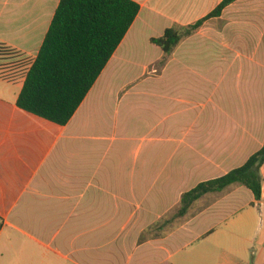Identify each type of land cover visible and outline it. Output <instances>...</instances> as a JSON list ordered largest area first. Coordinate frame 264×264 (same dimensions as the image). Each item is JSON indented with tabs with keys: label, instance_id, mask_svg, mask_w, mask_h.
<instances>
[{
	"label": "crops",
	"instance_id": "obj_1",
	"mask_svg": "<svg viewBox=\"0 0 264 264\" xmlns=\"http://www.w3.org/2000/svg\"><path fill=\"white\" fill-rule=\"evenodd\" d=\"M131 1L59 126L16 102L60 0H0V264H264V164L259 201L232 185L178 215L184 193L264 145V0L211 18L222 0ZM199 21L169 54L150 41Z\"/></svg>",
	"mask_w": 264,
	"mask_h": 264
},
{
	"label": "trees",
	"instance_id": "obj_2",
	"mask_svg": "<svg viewBox=\"0 0 264 264\" xmlns=\"http://www.w3.org/2000/svg\"><path fill=\"white\" fill-rule=\"evenodd\" d=\"M238 0H222L207 18L218 17ZM139 13L131 0H60L37 57L30 66L16 105L20 110L59 126H65L84 101ZM203 21L181 29H166L151 43L169 54L183 35L195 31ZM12 52L0 45V57ZM264 145L247 162L226 175L198 184L181 197L179 216L193 203L229 186L248 189L261 199L260 169Z\"/></svg>",
	"mask_w": 264,
	"mask_h": 264
},
{
	"label": "rangeland",
	"instance_id": "obj_3",
	"mask_svg": "<svg viewBox=\"0 0 264 264\" xmlns=\"http://www.w3.org/2000/svg\"><path fill=\"white\" fill-rule=\"evenodd\" d=\"M138 69L136 68L135 69V71H137ZM196 207H194V210H197V208H199V205H195ZM175 216H176V211H175ZM174 225H176V222L174 223ZM178 257H180V256H178ZM178 257H176V259L178 258Z\"/></svg>",
	"mask_w": 264,
	"mask_h": 264
}]
</instances>
